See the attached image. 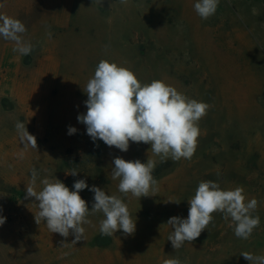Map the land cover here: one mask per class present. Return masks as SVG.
Instances as JSON below:
<instances>
[{"label": "rangeland", "instance_id": "rangeland-1", "mask_svg": "<svg viewBox=\"0 0 264 264\" xmlns=\"http://www.w3.org/2000/svg\"><path fill=\"white\" fill-rule=\"evenodd\" d=\"M197 0H0V14L22 21L28 56L0 36V264H250L240 255H264V0H219L201 19ZM255 9V12L253 11ZM51 33V36L48 33ZM101 60L130 69L141 84L154 80L211 107L198 121L191 159L155 155L150 144L129 142L127 152L93 142L77 116L86 113L83 91ZM20 120L37 139L25 149ZM78 131L68 135V127ZM98 145V146H97ZM114 157L155 164L156 191L140 199L118 190ZM59 179L70 190L86 180L127 205L136 230L100 234L102 212L90 213L82 240L71 244L35 222L38 201L26 198L31 170ZM75 169L76 176L69 175ZM222 190L243 188L260 224L249 239L219 212L201 235L178 250L168 237L172 216L188 217V200L201 181ZM89 211L94 193L80 192ZM179 202V203H175ZM61 241L69 243L63 246Z\"/></svg>", "mask_w": 264, "mask_h": 264}, {"label": "clouds", "instance_id": "clouds-1", "mask_svg": "<svg viewBox=\"0 0 264 264\" xmlns=\"http://www.w3.org/2000/svg\"><path fill=\"white\" fill-rule=\"evenodd\" d=\"M218 5L219 0H197L194 9L201 19L207 20L216 13ZM26 31L25 24L19 19L0 14V36L14 42V51L23 56L30 55L34 49V45L23 38L22 34ZM48 35L51 36V33ZM83 91L87 95L84 101L87 111L79 114L77 120L86 126L87 135L93 142L103 141L121 152L129 150L130 141L143 142L150 144L152 152L165 161L169 157L173 161L192 158L200 134L198 121L211 107L205 102L186 97L159 80L142 85L130 69L107 60L98 63ZM15 128L23 147L37 150V139L28 132L26 124L18 120ZM77 131L73 126L67 130L68 135ZM112 164V179L119 180L120 193H131L140 199L150 196V191H156L157 181L153 176L156 166L152 160L142 163L139 159L126 161L122 157H114ZM77 174L73 169L69 175ZM38 175L33 168L25 196L38 201L39 211L34 216L35 222L40 224L43 221L51 233H58L64 238L71 234L75 237L71 244H75L84 235L82 225L90 223L87 216L96 212L104 215L99 229L102 236L110 237L118 230L126 235L135 232L136 220L133 221L126 203L120 197L108 195L95 185L89 188L84 179L76 180L74 190H70L57 178H44L40 181L42 190L36 191ZM85 189L94 193L91 211L80 195ZM243 192L241 187L222 190L214 181H201L194 196L188 200V217L172 216L166 223L173 229L168 237L172 247L178 250L185 242L196 240L213 221L214 212L221 213L225 220L231 219L237 238L249 239L260 224L259 216L252 214L258 201L252 198L246 202ZM5 222L6 217L0 215V226ZM61 244L63 247L69 243L61 241ZM240 255L250 264H264V255H253L247 251ZM163 264H182V261L169 258Z\"/></svg>", "mask_w": 264, "mask_h": 264}]
</instances>
